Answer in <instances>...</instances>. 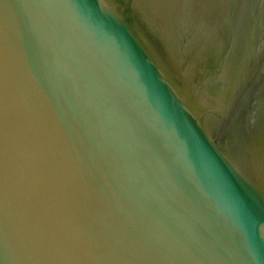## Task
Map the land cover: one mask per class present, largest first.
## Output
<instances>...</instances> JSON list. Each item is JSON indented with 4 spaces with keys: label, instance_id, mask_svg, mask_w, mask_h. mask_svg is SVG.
Listing matches in <instances>:
<instances>
[{
    "label": "water",
    "instance_id": "95a60500",
    "mask_svg": "<svg viewBox=\"0 0 264 264\" xmlns=\"http://www.w3.org/2000/svg\"><path fill=\"white\" fill-rule=\"evenodd\" d=\"M0 264H264V0H0Z\"/></svg>",
    "mask_w": 264,
    "mask_h": 264
}]
</instances>
